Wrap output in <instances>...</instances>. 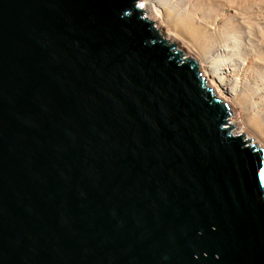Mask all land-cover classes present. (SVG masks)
Here are the masks:
<instances>
[{"label":"water","instance_id":"obj_1","mask_svg":"<svg viewBox=\"0 0 264 264\" xmlns=\"http://www.w3.org/2000/svg\"><path fill=\"white\" fill-rule=\"evenodd\" d=\"M229 113L136 0H0V264H264Z\"/></svg>","mask_w":264,"mask_h":264},{"label":"bare ground","instance_id":"obj_2","mask_svg":"<svg viewBox=\"0 0 264 264\" xmlns=\"http://www.w3.org/2000/svg\"><path fill=\"white\" fill-rule=\"evenodd\" d=\"M136 5L161 39L196 61L205 85L229 107L230 133L264 150V0H137Z\"/></svg>","mask_w":264,"mask_h":264},{"label":"rangeland","instance_id":"obj_3","mask_svg":"<svg viewBox=\"0 0 264 264\" xmlns=\"http://www.w3.org/2000/svg\"><path fill=\"white\" fill-rule=\"evenodd\" d=\"M136 2H137V0H136ZM177 45L179 44V43H177V42H175ZM177 45H176V47H177ZM178 49H181L182 50V48L181 47H179V45H178V47H177Z\"/></svg>","mask_w":264,"mask_h":264}]
</instances>
